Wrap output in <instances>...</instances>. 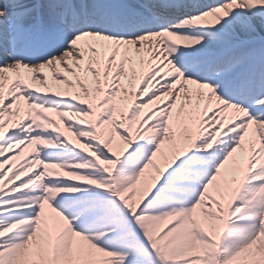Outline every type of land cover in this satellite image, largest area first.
Segmentation results:
<instances>
[{
    "label": "snow or ice",
    "instance_id": "snow-or-ice-1",
    "mask_svg": "<svg viewBox=\"0 0 264 264\" xmlns=\"http://www.w3.org/2000/svg\"><path fill=\"white\" fill-rule=\"evenodd\" d=\"M0 264H264V0H0Z\"/></svg>",
    "mask_w": 264,
    "mask_h": 264
}]
</instances>
